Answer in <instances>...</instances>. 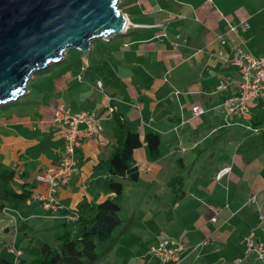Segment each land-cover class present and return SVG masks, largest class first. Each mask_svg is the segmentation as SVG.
I'll return each instance as SVG.
<instances>
[{
	"label": "crops",
	"instance_id": "crops-1",
	"mask_svg": "<svg viewBox=\"0 0 264 264\" xmlns=\"http://www.w3.org/2000/svg\"><path fill=\"white\" fill-rule=\"evenodd\" d=\"M132 1L121 2L127 29L117 35L120 39L116 46L110 44V49L100 51L94 42L86 61L81 54L76 75L68 68L71 65L66 52L60 62L36 71L23 95L0 104V166L17 172V188L22 190L25 185L32 196L53 194L72 209L84 199L98 203L115 198L106 183L108 174H95L94 168L100 160L111 157L119 133L115 113L122 115L142 137L148 129L160 134L161 157L154 160L147 147L138 148L139 179L118 178L124 183V193L135 189L139 194L132 200L136 203L134 221L122 236L134 245L128 248L130 256L119 257L123 247L117 244L102 264H132L133 259L134 264H160L154 255L149 258L139 254L137 244L155 237L153 226L156 230L161 227V221L155 227L154 222L160 218L151 216L152 204L168 192L174 178L170 180L169 172L177 167L199 172L179 175L183 179L182 192L178 195L173 189L169 198L177 209L184 208L187 213L179 236L185 244L180 264H234L235 259L245 256L243 239L253 230L256 239L264 242V220L260 219L264 214V103H251V122L226 116L214 108L239 92L241 72L228 61L234 40L242 39L256 55L264 54V48L254 51L249 46L257 36L252 22L257 14L236 0H229L225 7L218 0H146L144 4L149 6L139 8L143 17L128 10ZM244 23L250 27L244 28ZM234 25L239 26L238 33L229 32ZM220 34H226V44L218 40ZM114 38L103 39L112 43ZM61 63H65V70H57ZM188 63L191 67L180 69ZM192 72H197L198 79ZM222 81L227 87L218 90ZM27 95L33 98L20 100ZM60 104L75 113L90 110L102 116L104 131L99 136L81 134L78 169L68 183L52 192L36 176L58 166L64 156L65 128L54 119ZM197 105L213 111L195 117L193 108ZM110 107L114 108L113 114ZM249 124L261 128V132L247 129ZM84 128L80 126L81 131ZM218 138L224 140V145L212 150L209 140ZM187 142L189 148L185 147ZM189 151L192 156H187ZM227 166L232 167L231 173L218 180L216 174ZM187 180L188 185L192 184L190 189H186ZM254 195L257 201L249 202ZM25 210L30 216L45 213L38 200ZM133 237L139 239L133 241ZM204 241L207 244L201 245ZM253 259L242 264H255ZM23 262L22 256L19 264Z\"/></svg>",
	"mask_w": 264,
	"mask_h": 264
},
{
	"label": "water",
	"instance_id": "water-1",
	"mask_svg": "<svg viewBox=\"0 0 264 264\" xmlns=\"http://www.w3.org/2000/svg\"><path fill=\"white\" fill-rule=\"evenodd\" d=\"M122 0H0V104L27 91L32 75L70 48L90 54L98 38L126 31Z\"/></svg>",
	"mask_w": 264,
	"mask_h": 264
},
{
	"label": "built area",
	"instance_id": "built-area-1",
	"mask_svg": "<svg viewBox=\"0 0 264 264\" xmlns=\"http://www.w3.org/2000/svg\"><path fill=\"white\" fill-rule=\"evenodd\" d=\"M243 27L249 28L248 23H244ZM239 26H231L229 32L238 33ZM218 40L222 44L227 43L226 34H220ZM234 51L232 58L228 61L236 66L242 75V81L239 85V92L229 98H226L216 109L226 116H237L244 120L251 122L253 120V113L251 103L262 102L264 103V54L256 55L246 48L245 42L242 39L239 41L234 40ZM81 78V76H80ZM102 81H99V86ZM227 87V82L222 81L218 90H224ZM114 110L110 107V112ZM213 109H206L202 105H197L193 108L195 117H201ZM54 119L65 128L64 139V156L61 158L58 166L50 168L37 174L36 179L38 182L48 185L50 191L54 192L56 189L68 183L73 174L78 169L77 149L81 145V134L87 136H99L104 131L103 117H100L95 112L84 110L75 113L65 104H60L55 109ZM185 123V122H184ZM84 125L85 128L81 131L80 126ZM177 129V128H176ZM254 133H260L261 128L254 127L252 124L247 126ZM232 171L231 166L222 168L216 174L218 180L223 179ZM35 200L42 203L45 213H36L30 216H25L23 208L30 207ZM257 196L254 195L249 199V202H256ZM61 204L58 198L53 194L44 196L42 194H34L31 196L22 207H13L10 205L2 209L4 216H7L11 223L14 225L16 234L15 239L11 245L10 251L14 255L13 264H19L23 256V250L17 245L16 238L19 234V223L35 218L41 219H59ZM70 219H76L77 214L68 216ZM261 221L264 220V214L260 215ZM217 221V218H214ZM256 232L253 230L243 240L246 245L245 256L235 259L234 264H242L248 258L253 257L255 264H264V242L256 239ZM204 241L201 245H206ZM185 249L183 240L164 238L161 242L153 247V254L158 258L160 264H180L183 261L182 253Z\"/></svg>",
	"mask_w": 264,
	"mask_h": 264
},
{
	"label": "trees",
	"instance_id": "trees-1",
	"mask_svg": "<svg viewBox=\"0 0 264 264\" xmlns=\"http://www.w3.org/2000/svg\"><path fill=\"white\" fill-rule=\"evenodd\" d=\"M115 117L119 133L113 153L110 158L100 160L94 168L95 174H108L106 183L115 193V198H106L98 203L84 199L77 209L63 206L60 211L61 218L51 221H58L65 226L72 225L74 228H67L63 233L57 234L59 246L53 247L44 243L41 255L34 258L31 264H96L103 255L114 249L117 242L114 233L123 223L122 206L116 199L122 198L125 192L124 183L118 178L131 181L139 179L141 170L136 158L138 148L147 147L154 160L161 157V136L158 132L148 129L142 137L122 115L115 113ZM142 122L146 126L145 118H142ZM16 175L15 170L0 166V211L7 205L22 207L32 196V192L25 189V185L22 190L14 185ZM182 183L180 176L174 177L170 182V186L178 195L182 192ZM25 208V216L30 218ZM71 214H77V218L70 219L68 216ZM28 221H21L19 230L26 227ZM0 264H13V259L0 254Z\"/></svg>",
	"mask_w": 264,
	"mask_h": 264
},
{
	"label": "rangeland",
	"instance_id": "rangeland-1",
	"mask_svg": "<svg viewBox=\"0 0 264 264\" xmlns=\"http://www.w3.org/2000/svg\"><path fill=\"white\" fill-rule=\"evenodd\" d=\"M127 3L131 0H125ZM151 0H149L150 2ZM155 1V0H154ZM168 1V0H167ZM173 1V0H172ZM222 5L225 7L227 5V2L229 0H218ZM239 1L242 5H245L249 9H252L253 12H255L257 15V20H252L253 22V32L254 35L256 33V37L254 39L252 38L251 44L249 45L254 51L256 48H264V0H236ZM256 4H255V2ZM123 2V0H122ZM144 3H147L146 0H133L129 6L128 10L135 11L132 13L133 15L137 16H143L144 14L139 12V8L143 9L146 6H149L148 4L145 5ZM158 4L156 2L155 8H157ZM122 9V4L120 5ZM191 10V9H189ZM190 12V11H186ZM146 18H143L142 20H145ZM148 20V19H147ZM120 39V36L115 37L112 43L106 42L103 38H98L95 40V46L96 49L102 50V49H110V44L112 46H116L117 40ZM68 57L67 60L70 61V68L75 75L80 70L81 65V52L75 48H70L68 51ZM73 62V63H71ZM66 63V62H65ZM65 63H61L58 65L57 70H60L64 68ZM54 63L49 65L48 67H51ZM191 67V64H185L180 69L183 70L185 68ZM66 68V67H65ZM64 68V70H65ZM145 69H148V67H144ZM54 69V68H53ZM199 67L195 68V71H198ZM39 72V70L37 71ZM196 78L198 79L197 72H192ZM38 74V73H37ZM176 71H172V75L175 76ZM30 98H33V96L27 95L23 98H21V101L29 100ZM213 146L210 147L212 150H217L222 145H224V140L218 138L216 141H213L212 139L209 140ZM185 147L189 148V142L185 143ZM166 147H163V151L165 152ZM192 151H189V154L187 156H192ZM163 175L167 174V172L164 170ZM170 180L173 177L176 176H184L187 177L189 174H199V172H193L191 173V170L184 169L181 167H177V169L170 171ZM190 183L189 180H187L186 189H190L192 187V184L188 185ZM173 188L169 187L168 192L162 194L161 198L157 203H153V211L151 212V216L153 215L154 218H160L159 220H156L154 222L155 227H159L158 223L161 221V227L159 229H155L153 226V234L155 237H148V241L145 243H140L138 241V248L140 249L139 254H147L150 258V256H153L154 254L151 251L152 246H156L160 239L162 238H172L179 240L180 235H182L181 230L183 229V224L187 220V213L184 210V208L177 209L175 207L176 204L171 202L169 198L172 195ZM138 192L133 189L131 190V193L126 191V193L123 194L122 198L116 199L118 203L122 206L121 216L123 218L122 225L116 230L114 233V237L117 239V242L115 244V247L117 244H122V247L119 254L120 256L126 255L130 256L131 252L128 251V248L133 246L134 244L131 242L129 245V242L122 239V236L124 234V229L126 227H129L134 219L132 218V214H135L134 208L136 207V203L132 204V200L138 196ZM149 207V205H146V208ZM34 212V211H33ZM152 224V225H154ZM20 225V224H19ZM136 223H134V226ZM6 226V227H5ZM5 227V228H4ZM73 229L74 227L72 225H63L59 223L58 221H51L49 219H41V218H35L34 220H30L29 224L26 227H22L18 234V245L23 249V264H31L32 260L34 258H37L41 255V247L44 243H48L52 245L53 247L59 246V240L56 238L57 234H61L64 232L65 229ZM8 229V230H7ZM6 230V231H5ZM9 233L6 235L5 233ZM0 233L3 235L0 236V254L8 259H14V255L10 252L11 245L15 239L16 230L14 225L11 223L9 218L7 216H4L3 213L0 211ZM157 236H160L158 239ZM138 237H133V241H137ZM123 249V250H122ZM100 252L102 249L99 250ZM111 255V252H108L107 254L103 255L102 258L96 263V264H102L103 261H107L108 256ZM136 260H132V264L135 263Z\"/></svg>",
	"mask_w": 264,
	"mask_h": 264
}]
</instances>
